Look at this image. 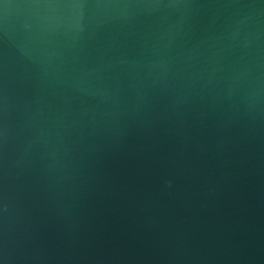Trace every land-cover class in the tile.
I'll use <instances>...</instances> for the list:
<instances>
[{
	"label": "water",
	"instance_id": "1",
	"mask_svg": "<svg viewBox=\"0 0 264 264\" xmlns=\"http://www.w3.org/2000/svg\"><path fill=\"white\" fill-rule=\"evenodd\" d=\"M0 264H264V0H0Z\"/></svg>",
	"mask_w": 264,
	"mask_h": 264
}]
</instances>
